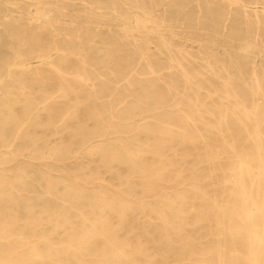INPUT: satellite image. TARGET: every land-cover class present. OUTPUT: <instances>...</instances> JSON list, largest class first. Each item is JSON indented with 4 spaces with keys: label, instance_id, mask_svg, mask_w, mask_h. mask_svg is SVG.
Listing matches in <instances>:
<instances>
[{
    "label": "rangeland",
    "instance_id": "rangeland-1",
    "mask_svg": "<svg viewBox=\"0 0 264 264\" xmlns=\"http://www.w3.org/2000/svg\"><path fill=\"white\" fill-rule=\"evenodd\" d=\"M106 1L62 0L60 10L55 11L59 21L42 31L45 39L62 49L59 53L50 51L48 60L55 66L63 55L73 65L85 60L83 75L90 80L81 79L71 69L65 74L70 85L67 96L57 86L43 91L28 87L22 92L15 85L2 97L0 131L6 123L3 134L15 154L0 155V161L5 162L0 164V232L14 234H5L0 250L4 255L12 253L15 259L28 257L29 264H47L33 258L31 251L38 245L45 256L49 244L56 254L52 264H65L64 253L77 251L76 242L69 240L81 236L89 204L102 209V200H117L128 209L122 214L117 208L106 211L107 221L118 240L125 243L120 246L122 259H133L132 263L119 264H218L217 253L225 264H247L246 234L231 238V232L224 228L230 222L218 213L228 205L241 203L226 197L234 192L236 156H210L204 144L215 152L216 147L222 148L224 143L227 147L235 138L242 159L251 163L253 171L258 146L264 153V19L256 26L250 11L264 9V0H119L115 7ZM5 7L14 8L0 3V10ZM134 12L149 14L158 32L124 30L119 20ZM89 13L104 18L96 19ZM91 21L99 25H89ZM6 24H12V20L0 19V59L11 57L19 46L4 31ZM20 41L23 53L32 50L30 38L25 35ZM245 43L255 44L254 52L260 55L255 67L252 58L238 52ZM253 68L259 90L252 77ZM182 71L191 78L190 83L184 82ZM223 84H229L248 111L256 110L250 120L240 114L244 123L240 132L223 115L231 109L222 92ZM168 86L174 88L170 94ZM157 93L162 99L155 101ZM195 94L202 106L197 111L201 118L191 121V126L202 137L197 136L195 146L170 144L160 162L152 158L150 152L140 148L149 141L136 127L152 119H165V126L182 131L179 121L173 120L176 103L181 102L180 107L188 112L187 102L193 101ZM25 99L30 101L27 113L23 109ZM138 102L146 111L137 110L130 117L120 113L125 105ZM94 111L101 112L103 119L92 117L90 112ZM10 118L17 122H9ZM80 127L98 133L80 142L75 137ZM122 145L132 152L141 149L145 156L142 164L163 168L169 181L156 177L145 181L141 173L104 156V150H119ZM210 157L213 164L206 160ZM243 179L249 187L250 179ZM145 182L152 193L144 190ZM263 185L260 181V191ZM70 190L82 198L77 201L73 196L68 202L66 194ZM177 195L185 198L183 210ZM168 199L171 206L166 203ZM217 219L223 221V227L217 225ZM168 220L170 228L164 223ZM231 224H236L235 220ZM88 241L95 248L106 245L101 236ZM138 249L144 251L145 260ZM77 261L100 262L97 256Z\"/></svg>",
    "mask_w": 264,
    "mask_h": 264
},
{
    "label": "bare ground",
    "instance_id": "bare-ground-1",
    "mask_svg": "<svg viewBox=\"0 0 264 264\" xmlns=\"http://www.w3.org/2000/svg\"><path fill=\"white\" fill-rule=\"evenodd\" d=\"M61 1L62 0H0L1 4H10L14 7L12 10L7 9V7H5L3 10L1 9L0 19L12 20V24H6L4 31L10 37L16 39L19 42V46L16 50H13L11 57L0 59V104L3 102V95L9 93L6 90L13 88L15 85L22 92L28 87L35 88L38 91H43L47 89H53L55 86H57L58 90L64 96H67L68 90H70V85L65 79V74L66 71L71 69H73L81 79L90 80L88 75H83L86 73L85 60L77 59V64L73 65L70 58L63 55L58 57L57 66H55L52 60H48L50 55L48 53L50 51H53V53H59L62 49L54 45L52 40L45 39L42 31L47 29V27H52V23L59 21V18L55 16V11L60 10L58 6H60ZM81 1L84 3L86 1L97 4L104 3V0ZM106 3L115 7L117 4H120V1L108 0ZM135 3L136 5H139L140 2ZM22 7H26L27 11L24 12ZM245 7L246 6H244V8ZM250 11L252 13L254 23L256 26H259L262 22V18L264 19V9L258 11L256 8H251ZM89 14L91 17L93 16L96 19L104 18L101 15H94L93 13ZM119 22L120 26L128 32H158L156 22L147 13L144 14L134 12L129 17L121 18ZM88 24L93 26L99 25V23L95 21L88 22ZM17 35H20V38L25 35L30 38L32 41V50L28 51L26 54L23 53L21 49L22 44H20L21 41ZM43 40L47 42L43 44ZM160 41L164 46H166L164 39H160ZM254 46L255 44L253 43H245L239 48L238 52L244 58H252L251 63L255 67L258 64L257 58H259L260 55L257 52H254ZM150 72H152L151 68ZM182 74L184 82L190 83L191 78L187 75L186 71H182ZM54 75H56V77ZM257 76L255 69L253 68L252 77L254 83L257 85V89L259 90L260 82ZM150 87L155 89L156 86L150 85ZM3 88H5V91L1 92V89ZM198 89H200V87H198ZM172 90H174L172 86L167 87V92L169 94ZM222 92L224 94L225 100H227V103H231V109L229 112H224L223 115L224 117L231 119V121L234 123L233 126L235 127V130L240 132L244 127V123L240 118V114H242L245 119L247 118V120H250L251 115H255L256 110L254 109L252 112L248 111L245 104L238 99L239 96L231 90L229 84H223ZM92 94V96L96 98V91H93ZM159 99H162V95L157 93L156 99L154 100L157 101ZM25 102H27V104L23 107V109L25 111L24 113H27L30 109V101L29 99H25ZM144 103L146 104V101ZM140 105L141 104L139 102L137 104L131 103L125 105L120 110V113L130 117L134 115L137 110L146 111V108H142ZM180 105L181 102L176 103L173 120L179 121V124L177 122L176 123L180 128H182V131L175 132L168 126H165V119H158V121H154L152 119L151 122L145 123L143 126L136 127L137 130L140 131H138L140 135L149 141L146 143V145L140 146V148L146 152H150L153 156L151 157L159 162L162 161L161 157L164 156V153L170 144L176 143L181 145L195 146L198 139L197 136L202 137L197 135L194 132V126H191V121L196 120V118L200 120L201 118L200 115L197 116V111H199L198 107L201 106L198 95L195 94V99L193 101L189 100L187 102L188 112H185L180 107ZM90 115L97 121L103 119V116L99 111L90 112ZM154 117L155 116L153 115L152 118ZM9 122L15 123L17 121L14 118H10ZM5 124L6 123L3 124L2 131H0V155L7 153L9 156H13L15 153L10 150L11 142L3 134ZM97 133V130H86V128L80 127L75 137L78 141L84 142L86 139H88V137L96 135ZM236 136L239 137V135ZM220 137L222 138L223 136ZM234 139L235 138H232V142L227 147H225V143L223 144L224 147L222 148L216 147L215 152H213L214 150H210L207 144H204L210 153V156L213 154L231 153L232 155L236 156L237 160L236 165L238 167V172L237 178L234 181V192L227 195L226 197L234 199L237 198L241 203L240 206L228 205L222 210H219L218 213L220 216L227 217V220L230 222V224L225 227L223 221L217 219V225L227 228L228 232H231L230 236L233 239L239 238L241 232H244L246 234L245 238L247 243V253L244 257V260L247 262V264H264V185L261 188L262 191H260L259 188L260 181L264 184V153L262 152V148L258 146L259 150L256 156V166L253 171L251 163L242 159L240 145L237 144V140L235 141ZM259 141L260 140H258V142ZM2 149L8 150L3 151ZM140 150L141 149L132 152L127 146L122 145L119 150L108 148L104 150L103 154L113 162L124 165L126 168H129L132 171L135 170L141 173L145 181H149L151 177H156L155 179L159 181H169V175L163 171V168L146 166V164H142V159L145 156ZM206 160L211 164L214 163L213 157L206 158ZM3 163L5 162L0 161V164ZM244 176L250 179L249 187H247L245 184L243 179ZM1 183L2 185L5 184V182ZM144 186V190L147 193L153 192V189L147 182H145ZM73 196L74 198H72ZM70 198L77 199L78 201V198L82 197L77 194L76 191L70 190L66 194V200L69 202ZM177 198L182 203V210L185 209L184 196L177 195ZM166 203L168 206H171L172 200L168 199ZM70 206L74 207L73 203L70 202ZM101 206L102 209H98L97 207H91L89 204L88 215L83 218V223L80 227L81 236L76 239L69 240L70 242H76L78 246L77 251L73 252L72 254L69 252L64 253L66 258L65 264H71L70 261H75L76 264H82L77 260H83L85 256H97L100 261L97 264H110V261L115 262L114 264H119L121 261L128 263L133 262V259H122L124 254L123 251H120V246L122 247L125 245V243L120 242L117 235L115 234L116 231H113L110 228L106 214V211H112L114 208H117L120 214H122L124 211H127L128 206L117 200L110 202L102 200ZM234 220L236 224L232 225L231 222ZM164 223L166 224V228L171 227L169 220ZM5 234L14 233L10 231H2L0 232V240L5 239ZM32 236L35 240H39L34 231H32ZM93 236L103 237L106 245L102 248H95V245L88 241V239ZM24 245L26 246L27 243L25 242ZM48 245V251L45 256L37 247L38 245L33 246L31 251L32 257L39 262L48 261L47 264H52L56 254L50 250ZM3 252L4 251L0 250V264H29L30 258L28 257L15 259L12 253L4 255ZM138 252L145 260L144 251L142 249H138ZM236 252L237 251H235V253ZM147 258L148 255L146 254V261ZM217 262L218 264H225L223 256L220 255V253H217Z\"/></svg>",
    "mask_w": 264,
    "mask_h": 264
}]
</instances>
